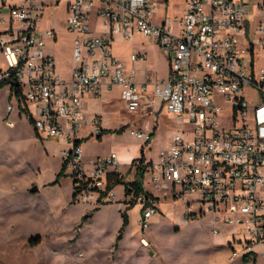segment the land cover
I'll return each instance as SVG.
<instances>
[{
  "label": "built area",
  "instance_id": "1",
  "mask_svg": "<svg viewBox=\"0 0 264 264\" xmlns=\"http://www.w3.org/2000/svg\"><path fill=\"white\" fill-rule=\"evenodd\" d=\"M2 5L9 18L0 17L5 61L0 82L22 89L39 135L71 145L65 149L67 167L87 180L84 185L79 182L77 197L97 202L107 173L120 170L116 152L92 159L85 169L81 144H75L85 97L99 93L103 84H118L128 110L144 108L143 98L149 92L191 124L176 131L170 146L149 166L153 186L170 189L178 197L194 195L186 201L185 217L198 215L193 202H200L199 214L211 210L216 219L239 224L253 247L264 245V67L256 78L253 58L250 72L241 56L242 46L253 55L254 41L264 45V0H186L181 15L167 14L162 20L155 19L160 0H72L66 21L77 34L68 79L57 72L54 56L45 49L46 38L55 30L38 29L42 14L38 0H2ZM252 6L260 10L255 19L248 17ZM94 16L102 18L100 34L93 31ZM134 32L155 37L170 60L168 77L156 79L150 90L146 82L136 80L135 68L127 69L110 49L114 34L130 38ZM138 56L131 55L133 60ZM248 85L259 90L258 103L250 104L246 97ZM223 101L233 107L220 118ZM13 109L9 104L8 110ZM99 120L98 115L91 117L95 135L101 133ZM130 131L140 138L151 136L139 128ZM114 196L112 189L102 199ZM139 197L145 205L139 222L147 227L157 200ZM142 241L147 243L145 237Z\"/></svg>",
  "mask_w": 264,
  "mask_h": 264
},
{
  "label": "rangeland",
  "instance_id": "2",
  "mask_svg": "<svg viewBox=\"0 0 264 264\" xmlns=\"http://www.w3.org/2000/svg\"><path fill=\"white\" fill-rule=\"evenodd\" d=\"M17 0H8L13 3ZM48 1L39 18L40 30L55 27L59 41L55 44L58 68L67 73L72 65L73 37L77 33L68 28L65 5L57 0ZM184 0H170L169 15L180 14ZM260 14L257 6L251 7L248 14L255 19ZM9 18L8 8L0 0V17ZM0 26H4L0 23ZM48 45L52 43L48 42ZM139 46L140 48H136ZM145 50L146 60L135 62L140 77L151 69L155 76L167 73L166 60L157 48L154 39L136 35L131 39L116 37L114 51L127 57L133 50ZM253 55L250 49L241 47V56L250 72L256 71L259 77L264 67V45L254 41ZM5 62L0 54V67ZM118 88L110 92L111 103L105 117L113 119V102L119 109L116 116L131 121L130 126L138 128L158 119V139L152 147L150 156L158 161L162 151L170 145L175 131L183 126H191L186 116H178L166 109L155 111L142 117L141 108L130 111L120 99ZM245 95L250 104L260 101L259 90L253 86L245 87ZM9 104L14 105L8 110ZM225 107L220 113H231L232 102H222ZM90 113L86 115L80 132L92 133L94 125ZM100 110V109H98ZM155 115V119H153ZM115 116V117H116ZM99 117V116H98ZM14 121L10 124L9 121ZM147 131L144 127L142 128ZM98 139V138H96ZM130 129L120 136L110 137L102 143H90L88 149H99L104 153L126 147L129 155H142L141 142ZM66 141L42 133L37 136L33 124L18 106L17 100L10 98L8 84L0 88V264H264V245L245 239L239 231L240 225L216 219L211 210L199 214L202 204L194 201L193 208L198 215L185 217L186 201L194 195L174 196L170 189L157 188L150 181L151 172L145 177V184L158 195L157 211L151 216L147 227L139 222L142 203L140 197L125 196L124 185L115 189L116 198L96 202L93 199L73 200V177L63 174L59 182L53 183L65 158ZM139 150V155H138ZM135 156V155H134ZM134 158V157H133ZM126 166L124 157H118ZM91 159L86 168L91 167ZM131 165V164H130ZM127 165L121 170L126 179H132L134 168ZM69 167L66 172L70 173ZM37 184L39 188L32 190ZM137 202L127 206V199ZM159 203V204H158ZM122 210L127 209L129 222L117 239L123 225ZM39 237V240L36 238ZM142 237L147 239L143 243Z\"/></svg>",
  "mask_w": 264,
  "mask_h": 264
},
{
  "label": "crops",
  "instance_id": "3",
  "mask_svg": "<svg viewBox=\"0 0 264 264\" xmlns=\"http://www.w3.org/2000/svg\"><path fill=\"white\" fill-rule=\"evenodd\" d=\"M18 1L19 0L15 1V2H18ZM71 1L72 0H57L56 1L57 4L63 3L65 5V11H66V18L65 19H67L68 6H69V3ZM169 1L170 0H160V6H159V8L157 9V11L155 13V19L156 20H162L165 15H167V14L169 15V12L167 10L168 7H169ZM47 2L48 1H45V0H38L39 5L41 6V10H44L45 6L48 4ZM185 3H186V0H184L183 8L179 12L180 14L177 13V14H172V15H177V16L178 15H181L184 12ZM41 13H42L41 15H43V12H41ZM101 20H102V18L100 16H94L93 17L92 27H93L94 33H96V34H100L103 31V27L101 25ZM37 23L39 25V21ZM0 28H2V26H0ZM50 28L55 30V35L52 36V37H47L46 38L45 49H46V51L48 53H50V54H52L54 56L55 61H56V70H57V72L62 77L68 79L70 77V75H71L72 67L74 65L73 49H74L75 37H76V34L77 33H75L74 34V37H73L72 65H71V67H70V69H69V71L67 73H62L60 71V69L58 68V63H57V58H56L57 50H56V47H55V44L59 41V32H58V30L55 27H50ZM136 35H145V34H142L140 32H134L130 38H125V37H123L120 34H114L112 36V40H111V44H110V49H111V52L113 53V55L117 56L124 63V65H125V67L127 69L135 68L136 80L138 82H141V83L142 82H146L147 83V87L150 90V89H152L153 82L156 79H166L168 77L169 72H170V66H171L170 65V60H169L168 56L166 55V53L162 50V48L159 45L157 39L155 37L151 36V35H145V36H147V38L154 39L157 48L159 49V51L164 56V58L166 60V65H167V73L163 77H158V76H155L154 75V73H153V71L151 69H147V70H145V72L143 73V75L140 77V72H142V70L140 71L139 68L136 67L134 63L135 62H143V61H145L146 60V51L143 50V49L142 50H133V51L130 52V54L127 57H123L121 55H118L114 51V43H115L116 37H120L122 39H131L132 37H134ZM48 42L52 43V45L49 46L48 45ZM136 48L138 49L140 47L139 46H136ZM134 52H137L139 54V56L136 59L133 60L132 57H131V55ZM0 54H1L2 58H3V60H4V56H3V53L1 51V49H0ZM140 55H144V57H141ZM148 74L150 75V78H147V75ZM8 86H9V93H10V85L8 84ZM114 88H118L119 89L118 90L119 91L118 94H119L120 99H121L120 87H119L118 84H114L111 87H108V86H106V84H103L102 85V89H101V91L99 93H96V94H88L85 97V103H84V106L82 108L83 120L81 122L80 129H81V127H83V124H84L86 115L88 113H90V110H92V109H94V110L90 114V118L93 117V116H95V115H98L99 118H100V120H99V126L101 128V138H98V135H95L93 133H88V132H84L83 133V132H80V129H79V137H80V139H82L81 140L82 164H83V167L85 169H87L86 168V165H87V161L89 159L92 160V159H94L96 157H99V156H105V155L110 154L111 152H116L117 158L120 157V156L121 157H124V159H126L124 161L126 163V166L127 165H130L131 162H132V160L134 158L138 157L137 156V152L135 154L129 155L128 154L129 150L126 147H118L116 151L114 150V151L107 152V153H104V152H102L99 149H92V150H90L87 147V146H89L88 144H90L92 142H94V143H102V142H104V140H106V139H108L110 137L120 136V135H122L124 133L125 128L126 129L135 128V127L130 126L131 121L127 120V121H124L123 122V120L119 116V114H118V116H116V114L119 112V109L115 107L114 102H113V119H111V117H105L103 115V113L111 111V110H109L110 106L105 105V103H111L112 100H111V97H110L109 94H110V92ZM143 101H144V108H141V110H142V112H141L142 117L149 116L153 112L160 111L163 108L166 109V110H168L165 107V105L163 104V102L161 100H159V99H153L152 96H151V94L149 92L144 95ZM124 104H125V102H124ZM125 107H126V104H125ZM98 109H100V110H98ZM178 116H180V115H178ZM152 118L155 119L156 118L155 115H153ZM139 126H140V127H138L139 129H142L144 127L147 130V132L153 134L152 137L150 138V140H148V139L145 140V138H144L145 141H143V139H142V141L139 142V144H141V149L142 148L144 149V154H145L146 161L154 162L153 158L150 156V152L152 151V147L156 144L157 139H158V127H159L158 119H156V121L155 120H152V121L147 122L145 124H143L142 122H140L139 123ZM186 127H188V126L185 125L181 129H179V130L185 129ZM108 128H111V129L121 128L122 129V132H117V131H107V132H105V129H108ZM179 130H177V131H179ZM37 136L39 137L41 135L38 134ZM96 138H98V139H96ZM171 142H172V137H171V140H170V144H171ZM70 146L71 145H69L67 148H69ZM138 155H139V150H138ZM118 161L120 163V171H121L126 166H122L123 162L120 161L119 159H118ZM117 186H115L113 188V190ZM145 187L148 188V189H151L159 197V195L152 188L147 187L146 184H145ZM114 193H115V191H114ZM115 198H116V193H115L114 199L113 198L112 199L115 200ZM109 264H116L115 259H113V262H111Z\"/></svg>",
  "mask_w": 264,
  "mask_h": 264
},
{
  "label": "trees",
  "instance_id": "4",
  "mask_svg": "<svg viewBox=\"0 0 264 264\" xmlns=\"http://www.w3.org/2000/svg\"><path fill=\"white\" fill-rule=\"evenodd\" d=\"M9 84L8 81H1L0 82V88L3 87L4 85ZM16 97L17 98V102H18V106L20 108V110L23 112H25V114L27 115L28 119L31 121V123L33 124V119H32V115L28 109V105L26 103L25 97H24V93L22 91V89L15 85L12 84L10 86V98L12 97ZM107 131H117V132H122L121 128H116V129H105V132ZM37 134V133H36ZM38 135V134H37ZM152 133L150 138L152 137ZM98 138H101V133L98 134ZM150 138L148 140H150ZM81 140L82 139H78L75 141V144H81ZM67 161L68 158H64L62 166L60 171L58 172L57 177L53 180V183H57L60 180L61 175L63 174H70L73 177V188H74V192H73V200L78 199L77 195L79 193V186L84 185L87 183V180L84 178H80L77 177L76 172H70L67 173ZM152 164V162L150 161H146L145 158V154H144V149L142 148V155L140 157H136L132 160L131 165L129 167V170H131L132 168H134V176L132 179H126V174L122 173L120 170H110L107 175H106V184H105V189H100V195L98 197L97 202H101L103 201V196H105L107 194V192L109 190H112L115 186H117L118 184H123L124 185V194L125 196H132L134 198L139 197L140 195H144L146 197H152L154 199H158V196L154 195L151 191H149L145 185H144V180L146 177V173L149 170V166ZM80 182V184H79ZM127 199V206L131 207L133 206L137 201L133 198ZM145 208V205L142 206L141 210H143ZM122 211V216H123V225L120 229V232L117 236V239H121L123 236V230L125 228V226L128 224L129 222V214L127 209L125 210H121ZM36 240H39V237L36 238Z\"/></svg>",
  "mask_w": 264,
  "mask_h": 264
},
{
  "label": "water",
  "instance_id": "5",
  "mask_svg": "<svg viewBox=\"0 0 264 264\" xmlns=\"http://www.w3.org/2000/svg\"><path fill=\"white\" fill-rule=\"evenodd\" d=\"M39 188V186L37 185V184H34L33 186H32V190H37Z\"/></svg>",
  "mask_w": 264,
  "mask_h": 264
}]
</instances>
